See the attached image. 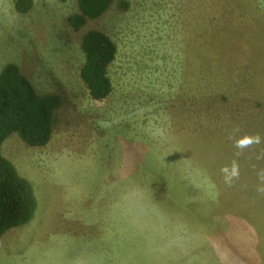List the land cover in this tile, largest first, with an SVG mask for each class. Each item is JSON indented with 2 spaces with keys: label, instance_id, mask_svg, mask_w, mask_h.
<instances>
[{
  "label": "rangeland",
  "instance_id": "rangeland-1",
  "mask_svg": "<svg viewBox=\"0 0 264 264\" xmlns=\"http://www.w3.org/2000/svg\"><path fill=\"white\" fill-rule=\"evenodd\" d=\"M16 1L0 0V72L61 106L46 146L1 145L37 209L0 264H264V0H113L79 30L75 0ZM89 30L117 49L102 102L79 76Z\"/></svg>",
  "mask_w": 264,
  "mask_h": 264
},
{
  "label": "trees",
  "instance_id": "trees-1",
  "mask_svg": "<svg viewBox=\"0 0 264 264\" xmlns=\"http://www.w3.org/2000/svg\"><path fill=\"white\" fill-rule=\"evenodd\" d=\"M78 13L68 17L74 30L88 20L101 17L113 0H75ZM31 0H17L16 9L25 13ZM84 62L79 76L94 101H104L112 91L108 70L116 57L114 42L103 32L87 31L81 41ZM61 98L52 93L39 94L15 64L0 72V239L11 229L28 224L37 209L31 183L23 178L1 153L2 143L12 134L31 147H44L52 137L53 117Z\"/></svg>",
  "mask_w": 264,
  "mask_h": 264
},
{
  "label": "clouds",
  "instance_id": "clouds-1",
  "mask_svg": "<svg viewBox=\"0 0 264 264\" xmlns=\"http://www.w3.org/2000/svg\"><path fill=\"white\" fill-rule=\"evenodd\" d=\"M259 142H260V138L258 136L257 137L244 136L236 141V147L239 149H243L249 147L253 143H259ZM222 172L225 174V182L230 184L232 179L238 177L239 175L238 165L235 162H233L230 169L225 167L224 169H222ZM257 191L264 193V187H258Z\"/></svg>",
  "mask_w": 264,
  "mask_h": 264
}]
</instances>
